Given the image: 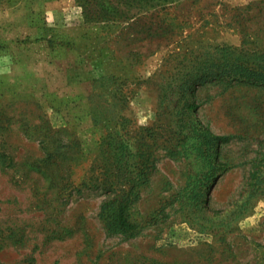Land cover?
Segmentation results:
<instances>
[{"label":"rangeland","instance_id":"obj_1","mask_svg":"<svg viewBox=\"0 0 264 264\" xmlns=\"http://www.w3.org/2000/svg\"><path fill=\"white\" fill-rule=\"evenodd\" d=\"M232 64L264 73V0H0V264H264V84Z\"/></svg>","mask_w":264,"mask_h":264},{"label":"trees","instance_id":"obj_2","mask_svg":"<svg viewBox=\"0 0 264 264\" xmlns=\"http://www.w3.org/2000/svg\"><path fill=\"white\" fill-rule=\"evenodd\" d=\"M85 21H92V19L89 18L88 14H84ZM234 65V64H232ZM241 65H234L233 71H232V78L229 79V81H241L244 83H250L255 85H263L264 84V73L258 72L255 69L247 67L245 71L240 70ZM225 72V71H224ZM223 71L218 72H209V73H202L199 75L198 79L202 78H210V79H217L219 77H222ZM119 78V75L116 74H108L101 77L94 78L92 80V93L90 95L91 101L93 97L97 96L102 101L96 105L97 106V112L95 111V108L93 107L90 111L92 114V117L95 118V122L98 123V119L96 118L98 116L102 115L103 112V104L104 102L109 103V105H114L116 107H120V105L127 101V94L125 93L124 89L119 87H113L112 83L117 82V79ZM198 82V81H196ZM193 84H196L195 82ZM98 111L100 113H98ZM118 132V130H117ZM205 132V131H204ZM206 135L209 136L208 143L217 144L219 141H225L229 140V136H221V135H213L209 132ZM113 141L109 142L110 144H115L114 149L117 151V155L120 156V159H123L126 157L127 154H133V152L130 149V144L128 139L124 135H120V132H118L117 137L112 136ZM145 170V166L142 169V171ZM111 202L106 203L105 206H111ZM126 210H127V204L124 202H119L116 204V212L110 217L111 224L116 230H121L124 232H129L133 234L134 232L132 229V224L128 221V218L126 216Z\"/></svg>","mask_w":264,"mask_h":264},{"label":"crops","instance_id":"obj_3","mask_svg":"<svg viewBox=\"0 0 264 264\" xmlns=\"http://www.w3.org/2000/svg\"><path fill=\"white\" fill-rule=\"evenodd\" d=\"M46 2L49 1V0H45Z\"/></svg>","mask_w":264,"mask_h":264}]
</instances>
